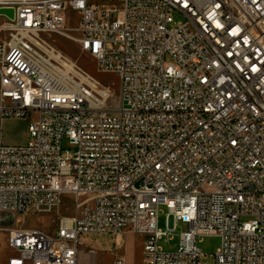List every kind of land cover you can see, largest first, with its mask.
Returning a JSON list of instances; mask_svg holds the SVG:
<instances>
[{"label": "built area", "instance_id": "2783aa9c", "mask_svg": "<svg viewBox=\"0 0 264 264\" xmlns=\"http://www.w3.org/2000/svg\"><path fill=\"white\" fill-rule=\"evenodd\" d=\"M0 8L14 15H0V214L14 223L73 200L53 234L7 227L8 264H78L82 236L126 230L144 238L138 264H264V0ZM53 35L119 77L116 105L110 87L75 73ZM6 119L26 122L25 141L3 142ZM178 222L188 229L165 248ZM206 235L220 238L212 263L198 246Z\"/></svg>", "mask_w": 264, "mask_h": 264}, {"label": "rangeland", "instance_id": "374dc122", "mask_svg": "<svg viewBox=\"0 0 264 264\" xmlns=\"http://www.w3.org/2000/svg\"><path fill=\"white\" fill-rule=\"evenodd\" d=\"M178 19V17H176ZM7 22L4 16H0V25ZM75 23V18L73 17L72 24ZM8 36L7 32L1 33V37ZM46 40L53 45L58 51L62 52L65 58L76 62L79 66V70L86 75H89L95 79L101 86L110 87L113 95L109 100L112 105L117 104V95L119 94V77L116 74L108 73L100 70L96 63V60L92 55L83 51L79 44L63 37L60 35H53ZM3 142L4 143H21L27 138V124L24 120L20 119H6L3 122ZM64 145L68 146V141H64ZM73 200L72 195L66 194L63 196V203L57 209H55L51 214H25L21 218L15 219L16 226H26V227H37L46 231L49 234H53L57 227V219L60 215H69L73 212ZM160 215L158 220V225L161 228H166V218L169 213V209L166 206H160ZM169 226L174 227V218L169 214ZM188 229L186 223L178 222L175 227V234L170 242L171 247L165 244V248L174 249L178 240L179 234ZM141 236V235H140ZM140 242H143V236H141ZM220 244V238L216 235H206L199 238L198 246L207 254L206 261L212 263V257L210 255L214 254L216 249ZM164 245V244H163ZM138 247L136 243L130 242L128 246L129 253H136L138 255Z\"/></svg>", "mask_w": 264, "mask_h": 264}, {"label": "crops", "instance_id": "0c3cea01", "mask_svg": "<svg viewBox=\"0 0 264 264\" xmlns=\"http://www.w3.org/2000/svg\"><path fill=\"white\" fill-rule=\"evenodd\" d=\"M26 215H17L21 218ZM11 217L6 214H0V264H8V259L14 254V251L8 245L9 226H16L11 223ZM141 236L130 230L124 231L118 236L96 235L82 236L79 246L78 264H114L116 252L124 255L125 264H138L143 260V242H140ZM144 239V238H143ZM130 242L139 244L138 255L129 253L128 246Z\"/></svg>", "mask_w": 264, "mask_h": 264}, {"label": "water", "instance_id": "95a60500", "mask_svg": "<svg viewBox=\"0 0 264 264\" xmlns=\"http://www.w3.org/2000/svg\"><path fill=\"white\" fill-rule=\"evenodd\" d=\"M0 15H6L9 18H13V10L8 8H0Z\"/></svg>", "mask_w": 264, "mask_h": 264}, {"label": "bare ground", "instance_id": "6f19581e", "mask_svg": "<svg viewBox=\"0 0 264 264\" xmlns=\"http://www.w3.org/2000/svg\"><path fill=\"white\" fill-rule=\"evenodd\" d=\"M4 26H6V25H4ZM53 48L56 49L55 47H53ZM59 53L62 55V52L59 51ZM67 59H68V58H67ZM68 60L71 62V66H72L73 69L75 70V73H76L77 75L82 74V72L79 70V66L77 65V63L71 61L70 59H68Z\"/></svg>", "mask_w": 264, "mask_h": 264}]
</instances>
